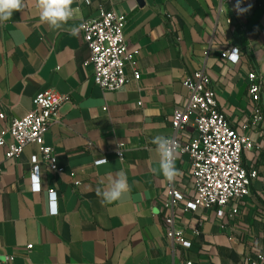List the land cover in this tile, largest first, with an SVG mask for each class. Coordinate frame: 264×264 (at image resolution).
Returning <instances> with one entry per match:
<instances>
[{"label": "crops", "instance_id": "obj_1", "mask_svg": "<svg viewBox=\"0 0 264 264\" xmlns=\"http://www.w3.org/2000/svg\"><path fill=\"white\" fill-rule=\"evenodd\" d=\"M24 3L0 25V130L30 112L44 91L67 96L44 135L62 172L42 164L41 190L34 192L30 160L37 146L11 161L0 148V256H13V264H264V0H75L74 19L58 35L39 22L36 0ZM101 11L125 16L124 40L137 53L140 73L134 80L126 66L128 83L113 92L94 84L81 28L68 32ZM227 49L238 50L236 64L222 58ZM199 70L230 127L252 143L243 167L258 173L250 195L225 207L223 217L215 209H185L195 197L188 154L177 153L180 174L172 183L150 172L159 161L150 141L172 135L173 113L188 101L182 80ZM250 73L262 87L263 119L255 125ZM195 135L189 125L180 144ZM119 171L130 191L102 204L97 189ZM169 185L183 196L172 215L189 248L166 237ZM50 191L56 202H49Z\"/></svg>", "mask_w": 264, "mask_h": 264}, {"label": "built area", "instance_id": "obj_2", "mask_svg": "<svg viewBox=\"0 0 264 264\" xmlns=\"http://www.w3.org/2000/svg\"><path fill=\"white\" fill-rule=\"evenodd\" d=\"M238 3L239 9H242L238 11L242 13L244 6L241 2ZM125 22L126 18L123 15L101 11L97 18L81 23L84 25L81 28L83 40L90 52L88 64L93 69V82L103 91H117L128 83L124 72L126 66L131 69L134 80L140 78L137 53L129 52L124 40ZM226 22L230 23V20ZM222 58L236 64L239 60L238 50L227 49ZM248 80L249 94L254 103L251 124L255 125L263 119L257 105L262 87L261 83L257 82L255 74L250 73ZM210 83V78L203 70L183 78L182 86L188 92V101L184 108L173 113L170 137L175 140L177 153L188 154L192 164L195 197L185 203V209L193 212L198 209H215L217 216L223 217L225 207L250 195L251 185L257 179L258 173L256 170H247L243 167V153L252 149V143L248 137L231 128L225 115L218 110ZM67 101V96L57 94L54 90H46L33 99V108L30 112L22 118L12 119L0 130V148H7L5 161L16 159L27 145L37 146L38 154L32 156L30 160L32 167L30 178L34 192L41 190L39 175L42 164L53 174L62 172L53 149L44 143V135L52 116ZM4 118V114L0 113V120ZM189 125L195 128L196 135L189 143L181 145L179 134ZM248 126L244 124L242 129ZM6 136L10 137V144H6ZM118 156L121 154L118 153ZM103 162L104 160H101L96 164ZM1 173L0 162V175ZM168 189L165 208L170 214L165 218L166 237L172 244L177 243L189 248L190 242L184 239L182 232L175 229L172 215L173 207L183 201V196L173 190L171 185ZM48 200L51 203L56 202V192L50 191ZM237 212L234 208L231 214ZM193 233L199 234L198 230H194ZM32 247L27 246V250H31ZM13 261V256H0V264H13Z\"/></svg>", "mask_w": 264, "mask_h": 264}, {"label": "clouds", "instance_id": "obj_3", "mask_svg": "<svg viewBox=\"0 0 264 264\" xmlns=\"http://www.w3.org/2000/svg\"><path fill=\"white\" fill-rule=\"evenodd\" d=\"M75 0H36V12L41 24L47 25L57 35L66 30L70 20L74 19L73 4ZM25 7L24 0H0V25L5 24L12 19L15 12H21ZM239 9V3H237ZM73 26L69 32L70 35H77L78 28ZM155 146V151L159 156L158 166L152 167L150 172L154 176H163V178L172 183L179 176L180 172L176 167V143L172 137L165 135H156L151 141ZM130 191V186L126 174L119 171L112 178L110 184L104 189H97V196L101 198L102 204H112L118 201L122 195Z\"/></svg>", "mask_w": 264, "mask_h": 264}]
</instances>
